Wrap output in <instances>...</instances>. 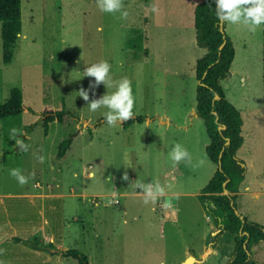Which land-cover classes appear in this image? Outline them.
<instances>
[{"label":"rangeland","instance_id":"1","mask_svg":"<svg viewBox=\"0 0 264 264\" xmlns=\"http://www.w3.org/2000/svg\"><path fill=\"white\" fill-rule=\"evenodd\" d=\"M147 3L148 0H123L127 16L122 17L119 12H101L95 0H20L21 28L8 63L2 62L0 41V102L12 87H17L24 110L12 118H0V186L25 190L31 189L36 181L54 186L58 180L62 181L64 190L71 185L79 191L83 185L87 192H136L140 191L135 188L137 180L145 183L159 180L164 185L169 176L167 173L163 177L165 171L173 165L165 142L168 141L167 148L171 150L172 141L181 139L176 134L170 138L176 133L174 127L135 121L110 127L105 122L106 108L91 112L88 102L78 96L82 87L88 89L93 82V78L83 77L85 68L106 60L111 65L110 75L114 80L127 77L131 81L135 98L133 116L152 117V120L157 114L175 119L185 116L188 124L189 109L195 102L193 86L197 83L194 63L190 58L182 62L180 56L171 55L170 50L163 62L152 56L131 58L125 44L130 28L142 30L148 44L147 22L140 25L142 15L147 17L149 13L148 7L143 6ZM155 3L165 8L169 6L174 14L179 0H155ZM177 19L178 14L171 18L175 22ZM227 30L233 37L236 54L232 73L223 79L221 87L228 101L240 104L245 117L243 105L246 104L253 111H260L261 116V26L249 31L244 26L230 25ZM191 31L193 33V28L183 33L189 38ZM166 35L172 36V31ZM190 45V54L194 47L199 48L195 42ZM114 90L101 84L89 91L90 100ZM62 107L78 118L66 114L61 123L56 119L48 122L44 136L40 112ZM182 120L179 119L180 124ZM13 129H16L14 135ZM191 129L206 138L201 120H193ZM189 133L193 132L189 130ZM66 137L71 138L69 148L58 158V144ZM17 144L27 145L28 150L21 147L13 151ZM4 148L11 152L2 154ZM252 153L247 178L254 184V190H259L257 184L263 181L260 147ZM41 156L43 162L39 159ZM193 158L195 161L205 159L200 146L195 148ZM84 163L85 166L91 164L92 177H85V171H81ZM13 168H20L26 176L35 172V178L20 186L9 175ZM74 170L76 176H72ZM125 173L127 181L122 179ZM109 198L98 199L107 201ZM115 198L119 204L113 205L112 216L107 210L109 218L98 240L92 243V237L90 242L79 244L84 250L80 252L87 256L84 253L87 251L92 264H176L178 258L179 261L185 258H182L185 244L190 245L188 250L196 255L190 264L225 263L213 253L205 259L197 257L213 232L197 196L179 197L175 208L164 204V197L149 203L144 202L143 195L117 193ZM161 202L163 207H157ZM235 205L238 212L264 225V194L240 195ZM123 210L126 211L123 213ZM114 216L116 223L112 220ZM159 216L164 219L161 221ZM226 235L221 234L218 241H223ZM259 245L261 264H264V241Z\"/></svg>","mask_w":264,"mask_h":264},{"label":"crops","instance_id":"2","mask_svg":"<svg viewBox=\"0 0 264 264\" xmlns=\"http://www.w3.org/2000/svg\"><path fill=\"white\" fill-rule=\"evenodd\" d=\"M200 1L201 0H179V4L176 6L174 14H172V10L169 6L165 8L163 4L159 3L158 6L160 4L161 6L158 8V6L155 5V0H148V3L143 6L148 7L149 13H147V17L143 14L140 20V25H142V22L144 21L147 22L145 26L148 25L146 30L148 33V44H146V36L142 30L138 28H130L129 30L131 34L126 37V42H129L132 47L130 48L128 45L126 46L131 52V58L138 59L140 55L148 58L152 56L155 60L163 62L166 61L167 52L170 50L172 51L171 55L178 54L180 59H182V62L184 59L190 58L195 67L196 59L204 53V49L196 45L201 48V50L198 51L199 48L194 47L193 53L190 54V44L195 42L193 8L195 4ZM153 8L156 10L153 11ZM175 14H178L176 22L171 20V18L175 17ZM227 26L230 25L224 23L225 32L230 36L234 48L233 37L228 32ZM191 28H193V33L191 31L189 38H187L183 32L189 29L191 30ZM170 30L172 31V36L167 37L166 34ZM235 54L236 52L234 51V55L229 65L230 74L232 73L231 66L235 60ZM222 81L223 79L220 80V84ZM195 85L193 86L192 92L194 97ZM195 102H193L189 109L191 117H189L188 124L184 120L185 116H178L175 119L169 115L161 116L158 114L153 120L152 117H144L141 122L137 123H144L145 125L153 123L156 127L162 125L168 126L171 124L176 130V133H172L170 138L173 134H176L181 138L172 141V145L174 143L182 144L188 151L190 150L192 158L194 156L195 148L200 146V149L205 155L204 146L208 142L207 135L206 138L202 135L199 136V134H196L197 131L191 129L193 120H198V122L201 120L203 124L202 119L195 112ZM232 104L239 110L241 116L240 134L242 136V142L236 149L235 153L244 161L246 167L244 178L238 187L237 198L240 195L246 194L254 196L264 194L263 105L261 109V116L260 111H253L249 105H243V109L246 113L245 117L242 112V108L239 106L240 104L237 105L233 102ZM180 118H183L182 124L179 123ZM189 130L193 133H189ZM203 130L205 131L204 124ZM184 141H186L185 144ZM16 142L17 140L14 141V143ZM167 142L168 141L165 142V149L169 153L170 150L167 148ZM257 146L260 147L261 150L263 181L257 184V186H259V190H254V184L247 178V170L250 167V164H252L250 157ZM202 159L205 163L200 167L193 166L197 161H199H195L193 158V165L181 162L179 165H172L170 170L165 171L163 177H165L167 173L169 176L168 180L163 183L166 189L165 194L160 197L173 195L175 196V204L174 206H172L171 203L164 204H169L172 208H175L179 197H184L186 195L197 196L201 187L204 186L215 170V165L206 157V155L205 159ZM82 166L81 171H85L84 176L87 178L92 177L93 171L89 170L91 168V164L85 166L84 163ZM76 173V170H74L72 172V176H76ZM60 182L57 180L54 186H52L49 183L42 185L36 181L32 185L31 189L25 190L20 187L5 188L2 185L0 186V250H2V252H0V264H78L77 261L70 256L69 252L72 249L79 251L82 250L79 244H86L90 242L92 237L96 238L92 239V243L98 240L102 229L106 225L107 218H109L107 210H109L110 216H112L111 212H113V205L115 206L119 204V201L115 198L117 193L118 195H143L141 191L87 192L83 185L79 191H75V188L71 185L68 186V190H64L62 189V183ZM190 188L191 191L189 190ZM101 197L110 198L107 201H100L98 198ZM156 206L162 208L163 203H157ZM125 211L126 210H123V213ZM164 212L166 216L169 215L168 211ZM203 212L205 211L203 210ZM116 217L114 216L113 218H110H112V220L116 223ZM174 217L175 213L173 212V219ZM205 218L208 222H210V231L213 230L214 227L208 214L205 215ZM159 219L162 221L164 217L159 216ZM250 220L262 224L260 220ZM122 221L123 223L125 222L124 219ZM114 226L118 227V224H115ZM132 229L135 230L134 227ZM34 236L39 237L44 243L48 241L52 242L57 248L65 253H50L48 251L37 250L12 240V237L32 238ZM206 240L207 245L205 246L204 244L202 246V251L199 252L197 257L205 259L208 254L213 253L214 255H219V260L222 263L225 262L228 258V254L232 250V235L227 234L223 241H218L216 247L211 246L209 236ZM259 243L260 242L255 243L251 247V253L258 263L261 264V255L259 254L261 248ZM189 248L190 245H184L182 258L188 255ZM84 253L87 254L86 259L88 264H92L88 252L86 251ZM179 262L178 258L176 260V264Z\"/></svg>","mask_w":264,"mask_h":264},{"label":"trees","instance_id":"3","mask_svg":"<svg viewBox=\"0 0 264 264\" xmlns=\"http://www.w3.org/2000/svg\"><path fill=\"white\" fill-rule=\"evenodd\" d=\"M215 7V0H201L193 8L195 42L204 49V53L196 59L194 67L197 80L195 112L202 119L208 137V142L204 146L205 155L215 165L214 172L201 187L197 198L214 227L210 235L211 246L216 247L221 234L232 235V250L224 264H259L252 256L251 247L264 240V225L248 219L238 211L235 212L238 187L244 178L246 167L244 161L235 153L242 142L240 112L227 100L220 84V80L229 77V65L234 55V48L230 37L224 31V23L222 29L219 28ZM20 18V0H0V41L3 63L11 60L14 43L21 28ZM261 37L264 121V25L261 27ZM222 42V46L218 49V45ZM126 45L132 47L129 42H126ZM23 109L21 91L17 87H12L3 102H0V118H12ZM40 114H45V117H41L43 135L47 134L48 122L56 119L61 123L66 114L78 118L71 110L64 107L55 111L43 110ZM143 118L142 115H135L123 124L141 122ZM70 142V137L59 142L56 157L59 158L64 154ZM9 152L11 150L7 148L2 150L4 155H8ZM12 240L37 250L65 253L52 242L44 243L37 236L12 237ZM69 254L78 264H88L82 252L72 249Z\"/></svg>","mask_w":264,"mask_h":264},{"label":"clouds","instance_id":"4","mask_svg":"<svg viewBox=\"0 0 264 264\" xmlns=\"http://www.w3.org/2000/svg\"><path fill=\"white\" fill-rule=\"evenodd\" d=\"M97 8L103 13L115 14L119 12L122 17L127 16V12L123 11V0H95ZM216 17L221 23L229 25H242L249 31H255L261 25H264V0H215ZM156 9L153 8V11ZM111 65L106 60H101L86 67L83 71V77L93 78V82L89 84V88H81L78 96L87 103L91 112H96L101 108H106L104 113L105 122L110 127H116L133 118V108L135 98L132 93L131 81L127 77L120 80H114L110 75ZM103 84L105 88H114L110 94L105 93L99 98L90 100L89 91ZM94 94V93H93ZM13 135L16 129L12 130ZM24 151L28 150L27 145L21 144ZM169 157L173 166L184 162L193 165L191 153L180 143H174L169 152ZM43 162V157H39ZM205 161L200 159L194 167L203 166ZM9 175L16 179L20 186L26 185L30 179L35 178V172L29 173L27 176L23 174L20 168L9 170ZM122 179L127 181L128 175L125 173ZM135 188L139 189L143 196L144 202H155L156 199L165 194V186L159 180L155 182H142L137 180ZM115 195V193H114ZM115 202V201H114ZM2 252V250H0Z\"/></svg>","mask_w":264,"mask_h":264},{"label":"water","instance_id":"5","mask_svg":"<svg viewBox=\"0 0 264 264\" xmlns=\"http://www.w3.org/2000/svg\"><path fill=\"white\" fill-rule=\"evenodd\" d=\"M219 28L222 29V23L220 21H219ZM222 44H223V42L220 43L217 48L220 49ZM215 97H216V95H214V98ZM41 117H45V114H43ZM219 128H223V126H219ZM19 148H21V145L17 144L13 148V151L16 152V151H18ZM224 183H225V181L222 183L223 186H224ZM164 203H171L172 206H174V204H175V196H173V195L172 196L165 195L164 196ZM235 212L238 213L236 209H235ZM195 257H196V255L193 253V251L189 250L188 251V255L183 260H181L179 263H177V264H190L192 261L195 260Z\"/></svg>","mask_w":264,"mask_h":264}]
</instances>
